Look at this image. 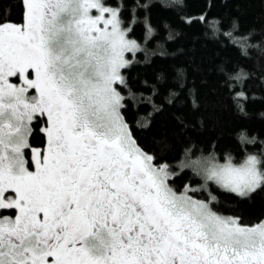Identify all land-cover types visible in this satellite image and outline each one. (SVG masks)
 <instances>
[{"label": "snow or ice", "instance_id": "1", "mask_svg": "<svg viewBox=\"0 0 264 264\" xmlns=\"http://www.w3.org/2000/svg\"><path fill=\"white\" fill-rule=\"evenodd\" d=\"M20 3L21 22L0 16V264H264V220L222 215L211 192L196 198L209 183L241 199L264 191V141L239 160L186 151L178 168L204 184L177 190L179 172L145 151L125 119V54L141 47L122 7ZM236 31L225 35L246 55L256 46ZM233 99L243 112L247 94ZM34 126L42 147L30 142Z\"/></svg>", "mask_w": 264, "mask_h": 264}, {"label": "trees", "instance_id": "2", "mask_svg": "<svg viewBox=\"0 0 264 264\" xmlns=\"http://www.w3.org/2000/svg\"><path fill=\"white\" fill-rule=\"evenodd\" d=\"M121 6L122 19L131 26L129 37L141 45L132 65L123 70L128 87L124 113L134 138L147 152L179 172L174 187L204 183L178 163L186 151L192 158L214 153L220 160H239L245 151L257 153L264 141V0H106ZM20 0H0V16L21 22ZM205 17L201 20L200 17ZM215 23L217 31L211 25ZM251 36L247 54L225 35ZM151 35H148V28ZM171 37V38H170ZM243 70L248 79H227ZM243 90L241 112L233 99ZM129 91L132 96H129ZM171 101V102H169ZM154 106L160 111H154ZM40 124L39 127H41ZM245 134L255 144L240 140ZM44 135L34 126L30 142L43 146ZM196 197H217L214 209L240 217L244 224L264 219V191L241 199L209 183Z\"/></svg>", "mask_w": 264, "mask_h": 264}, {"label": "rangeland", "instance_id": "3", "mask_svg": "<svg viewBox=\"0 0 264 264\" xmlns=\"http://www.w3.org/2000/svg\"><path fill=\"white\" fill-rule=\"evenodd\" d=\"M111 6V5H110ZM112 7H116V6H112ZM130 39H133V38H131V37H129ZM140 47H141V45H140ZM137 52V51H136ZM135 52V53H136ZM135 53H131V54H135ZM129 53H126L125 54V56H126V58L127 59H129L130 60V58H129V55H128ZM181 162V161H180ZM180 162L178 163V165L180 164ZM220 162H223L222 160H220ZM204 183H202V184H199V185H196L194 188H201V186L203 185ZM197 199H201V198H198V197H196ZM220 213V212H219ZM222 215H225V216H232V215H226V214H223V213H221ZM264 220V219H263ZM257 223H259V222H257ZM255 224V223H254Z\"/></svg>", "mask_w": 264, "mask_h": 264}, {"label": "flooded vegetation", "instance_id": "4", "mask_svg": "<svg viewBox=\"0 0 264 264\" xmlns=\"http://www.w3.org/2000/svg\"><path fill=\"white\" fill-rule=\"evenodd\" d=\"M41 127H43V124H42V126ZM34 146V145H33ZM34 147H37V146H34ZM39 147H42V146H39Z\"/></svg>", "mask_w": 264, "mask_h": 264}]
</instances>
